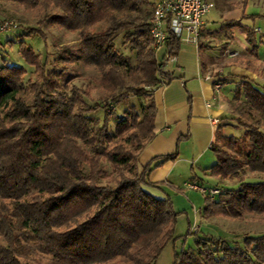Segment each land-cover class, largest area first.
Wrapping results in <instances>:
<instances>
[{
	"label": "trees",
	"instance_id": "obj_1",
	"mask_svg": "<svg viewBox=\"0 0 264 264\" xmlns=\"http://www.w3.org/2000/svg\"><path fill=\"white\" fill-rule=\"evenodd\" d=\"M12 1L35 5L41 0ZM44 1L61 10L44 21L80 30L77 59L101 71L99 83L108 96L104 106L74 110L78 100L57 90L58 81L49 76L46 61L24 41L20 53L40 80L26 82L24 66L0 65V264H28L26 259L37 254H44L47 264H111L119 257L133 264H153L175 238L179 212L170 197L149 191L148 185H154L149 171L177 153L156 156L141 166L140 152L124 142L141 151L153 136L157 114L153 92L172 78L165 71L166 62L157 59L150 35L154 5L150 0ZM118 13L126 16L119 18ZM101 22L108 25L91 29ZM121 31L137 50L139 63L133 70L115 41ZM33 34L46 40L41 28H25V35ZM167 44L170 57L181 47L174 37ZM240 79L234 111L244 131L240 136L219 135L224 148L213 146L217 160L209 170L224 179L239 176L241 182L214 196L207 194L205 217L237 219L244 212L264 213V180L247 181L240 175L246 169L264 173V88L244 76ZM30 89L32 103L19 95ZM128 94H151V101L141 111L135 105L124 110L112 131L109 114ZM237 102L243 103L237 107ZM103 107L101 119L96 114ZM253 111L259 114L253 122L242 117ZM118 138L124 142H116ZM80 141L91 147L115 143L90 151ZM104 159L117 175L114 184L100 182L107 170ZM162 236L164 241L159 242ZM174 264H264V234L246 236L244 248L223 237L197 236L194 247L176 253Z\"/></svg>",
	"mask_w": 264,
	"mask_h": 264
},
{
	"label": "rangeland",
	"instance_id": "obj_2",
	"mask_svg": "<svg viewBox=\"0 0 264 264\" xmlns=\"http://www.w3.org/2000/svg\"><path fill=\"white\" fill-rule=\"evenodd\" d=\"M215 6L208 14V19L213 28L208 29L206 39L211 47L212 73L220 76H228L230 82L226 84L224 90L229 96L234 95L236 83L241 81L242 73L236 71L235 66L249 69V76H244L254 81L256 85L264 88V0H213ZM52 2L41 0L35 5H25L12 0H0V23L11 24L10 28L0 34V65L10 63L11 65L24 66L27 74L24 79L28 82L39 81L40 75L35 72L32 65L26 63L20 53V44L25 42L32 46L34 50L46 61L48 74L58 81L57 90L65 94V98H76L78 101L72 102L74 110L78 106L89 107L94 104L105 105L108 91L103 89L99 83L101 71L92 64H85L77 59V52L80 48V30H69L64 26L51 22L50 19L44 21L47 16L60 12ZM126 13H118V17H125ZM44 21V22H43ZM43 22V23H42ZM107 22H101L91 29L93 31L105 28ZM41 28L46 33V40L39 34L25 35V28ZM115 41L122 53L129 56V68L135 69L139 63L137 50L133 49L126 40L125 31L119 32L115 36ZM201 47V45H200ZM199 47V48H200ZM256 48V49H255ZM226 70V71H225ZM230 72V73H229ZM225 73V74H224ZM227 73V74H226ZM229 73V74H228ZM232 77V78H230ZM129 84H134L128 80ZM28 103H32L34 98L33 89L19 93ZM125 98L111 110L110 120L112 119V131L116 119L122 116L123 111L135 105L139 111L143 105H148L151 101V94L135 96L128 94ZM239 107L243 102H237ZM232 104V103H231ZM233 106L236 102L233 101ZM104 107L98 110L97 117L103 119ZM2 112L5 108L1 109ZM239 115V113H236ZM258 113L242 114L247 121H254ZM94 128L97 124L92 125ZM239 134L236 129L235 135ZM81 144L90 151H103L111 147L114 143L106 146L91 147L80 141ZM116 142H124L118 138ZM127 147L136 152H140V147L136 144L124 142ZM224 141L219 137L217 144L224 148ZM103 166L107 169L106 174L100 177V182H110L114 184L116 173L112 170L110 161L104 159ZM133 174V173H130ZM242 177L247 181H263L264 173L244 170ZM241 182V178H222L220 177L216 187L236 186ZM219 234L227 236V240L235 246L244 248L246 236H258L264 234V213L244 212L242 218H225L219 224ZM215 232L217 230L211 227ZM213 231V232H214ZM188 233L187 230L182 235L181 242L183 248L194 247L197 235ZM224 238V237H223ZM0 239L2 236L0 235ZM164 241V236L160 237L159 242ZM153 252V249L150 251ZM147 260L150 255L142 253ZM28 264H47L48 258L44 254H37L26 259ZM111 264H133L121 257L110 262ZM173 264V263H172Z\"/></svg>",
	"mask_w": 264,
	"mask_h": 264
},
{
	"label": "crops",
	"instance_id": "obj_3",
	"mask_svg": "<svg viewBox=\"0 0 264 264\" xmlns=\"http://www.w3.org/2000/svg\"><path fill=\"white\" fill-rule=\"evenodd\" d=\"M150 1L155 7L160 0ZM211 28L206 17L199 46L181 43L177 54L171 57L168 44L155 46L157 59L166 62L165 71L172 78L154 89L155 131L140 151L139 164L145 166L156 156L177 153L174 159L152 167L149 180L154 185H148V189L157 197H170L179 216L175 238L165 244L153 264L175 263L176 253L183 247L181 240L185 230L200 237L227 239L217 230L227 217H205L202 211L206 194L187 187L191 182L216 187L220 177L212 176L209 170L217 160L213 146L221 134L232 136L239 129L235 136H240L244 131L235 121L234 95L229 96L224 90L229 77L211 72L212 51L205 36ZM235 67L240 75L250 77L249 69ZM218 78L223 80L221 88L215 87Z\"/></svg>",
	"mask_w": 264,
	"mask_h": 264
},
{
	"label": "built area",
	"instance_id": "obj_4",
	"mask_svg": "<svg viewBox=\"0 0 264 264\" xmlns=\"http://www.w3.org/2000/svg\"><path fill=\"white\" fill-rule=\"evenodd\" d=\"M215 3L212 0H160L154 7L150 20V35L156 47L167 44L174 37L181 43L198 47L205 24V19ZM9 23H0V34L10 28ZM215 87L221 88L218 78ZM187 187L200 190L204 194L214 196L219 187H205L199 183H188Z\"/></svg>",
	"mask_w": 264,
	"mask_h": 264
}]
</instances>
